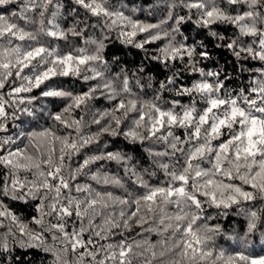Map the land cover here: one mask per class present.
<instances>
[{
    "label": "snow or ice",
    "instance_id": "1",
    "mask_svg": "<svg viewBox=\"0 0 264 264\" xmlns=\"http://www.w3.org/2000/svg\"><path fill=\"white\" fill-rule=\"evenodd\" d=\"M14 3L17 0H0V6ZM33 3L34 0H25L21 11L12 12L10 17L0 14V90L15 76L22 83L7 93L10 97L40 89V97L70 101L61 112L53 113L52 119L65 128H74L77 135L73 138L69 133L61 137L51 129L32 132L25 138L41 142L40 146L33 145L39 159L27 155L26 148L6 149L4 146L14 141L11 137L0 138V150L6 153L0 154L3 170L0 172V227L4 226V220L10 222L8 231L0 236V253L10 250L11 237V243L51 254V264H154L156 261L160 264H264V256L253 257L242 250L226 254L223 249L210 247L220 228L198 223L205 219L206 206L227 215V209L242 201L252 202L257 196L264 201V70L254 75L246 88L230 89L220 79V73L196 67L195 57L209 58L207 45L203 41L182 42L186 37L180 31L183 23L192 21V10H195V24L218 40L224 41L225 37L213 30V25L235 26L238 30L235 38L224 46L238 60L264 62V0H173V6L182 5L189 15L174 17L169 11L167 18L159 23L134 20L121 10L122 3L114 4L111 0H74L75 5L92 17L101 18L98 25L91 27L100 26L102 33L119 29L117 39L123 44L146 51L147 45L166 40L163 47L158 46L160 54L151 58L168 66L172 62H184L187 57V66L199 73L201 79L190 86L177 84L179 74L173 73L160 82L151 101L142 100L132 91L125 69L112 74L110 62L104 57V41L109 39L108 35L86 41L94 46L91 50L80 47L60 51L41 43V35L67 39L70 32L73 36H83L90 25L85 20L84 28L78 31L81 23L78 21L64 31L49 19L46 27L44 12L53 0H43L38 18L27 15ZM55 6L59 9L58 0ZM52 16L55 17V13ZM17 20L35 27L29 30ZM168 21H172L170 31L162 28ZM138 34H143L139 40L136 39ZM178 35L180 41H177ZM244 37L254 39L245 43ZM113 61L119 62L115 57ZM25 69L30 74L21 75ZM69 76L88 84L87 91L74 94L52 83L58 77ZM209 77L214 79L210 81ZM135 84L140 87L139 78L135 79ZM172 90L178 97H189L190 103L173 100L169 107H163L159 103L162 93ZM100 97L113 102L111 109L94 116L91 123L100 127L95 133L84 135L83 118L71 119L70 113ZM25 99L31 104L39 97H21L15 103L23 104ZM8 104L4 94H0V131L8 130ZM23 111L29 116L33 114L27 108ZM12 118H17L15 112ZM180 130L182 133L178 134ZM105 134L122 135L133 144L142 145L146 141L162 144L163 150L150 146L146 151L152 157L169 158L171 163L153 161L165 179L150 183L145 176L152 177L156 173L148 169L138 171L133 158L120 150L98 149L74 169L65 163V156L71 159L87 146L99 144ZM55 141H59L60 149L54 162L56 150L52 145ZM44 145H47V155L42 151ZM100 161L122 164L133 191L128 190L123 178L103 171V165L92 170L91 166ZM205 164L207 167L203 166ZM21 171L31 172L33 178L21 177ZM78 176L88 177L96 187L91 183H75ZM245 185L252 190H245ZM109 188L122 189L123 193L116 195ZM4 199L38 201L39 215L32 220L39 226L38 230L20 222L6 207ZM169 206H174L175 211L170 212ZM248 216L247 233L251 234L257 228L259 217L256 211H250ZM133 224L143 232L159 231L161 235L171 230L169 238L173 243L167 245L161 241L158 252L157 246L147 238L130 240L124 232H130ZM145 224L149 227L144 228ZM110 239L112 242L101 243ZM241 242L247 247V234ZM168 253L176 258L162 260Z\"/></svg>",
    "mask_w": 264,
    "mask_h": 264
},
{
    "label": "trees",
    "instance_id": "2",
    "mask_svg": "<svg viewBox=\"0 0 264 264\" xmlns=\"http://www.w3.org/2000/svg\"><path fill=\"white\" fill-rule=\"evenodd\" d=\"M25 0H17V3L0 6V14L11 16L12 12L19 13L24 7ZM43 0H34V3L30 5V11L27 13L28 16L32 18H38L39 12L42 11L40 4ZM114 4L122 3L124 7L121 9L125 12V15H130L132 19L139 20L144 23H159L161 20H165L169 11L173 13V16H185L189 15L188 9L184 8L182 5L176 3L173 6V0H111ZM57 0H53V4L48 6V9L44 12L45 26H49L47 21L53 19L56 25H59L60 29L67 31L73 25L79 24L77 30L84 28L83 21H87L88 27L83 36H73L70 32L68 33L67 39H57L47 36H40L41 43L45 46L54 47L60 51L74 50L80 47H87L91 50L94 46L91 44H86L88 40H100L104 35H108L109 39L105 40L106 48L104 50V57L110 62L112 74L115 75L120 72L123 68L128 72L132 91L137 93L142 100H153L157 91L159 90L160 82L166 81L167 77L172 76L173 73H178L177 84L184 86H190L193 82L201 79L198 72H192L187 66V57H185L184 62H172L168 66L163 63L152 59V56L159 55L158 46L163 47L166 40L158 41L155 44L147 45L146 50L136 48L132 45H126L121 42V39H117V34L119 29L105 30L103 33L100 26L91 27V25H98V21L101 18L92 17L84 9L75 5L74 0H58L60 5L59 9L56 8ZM55 13V17L52 14ZM15 19V18H13ZM195 10H192V21L183 23L180 26V31L186 39L182 42L186 44H194L203 41L207 45V51L209 53L208 59H203L200 57H195L196 67L203 68L205 72L215 71L220 73V79L224 80L226 87L234 90H238L242 87H247L250 79L254 75H259V71L264 70V62L256 60L240 61L238 60L232 52L224 46V44L232 38H235L234 33L238 32L234 25H213V30L217 31L219 34L225 37L224 41L218 40L214 37L209 36L207 29H201L195 24ZM20 26L26 27L31 30L34 25H26L23 21H16ZM172 21H168L167 24L163 25V29H168ZM138 34L137 40L141 38ZM180 36H177V41H180ZM252 37H244L242 41L245 43H250ZM199 51V49H197ZM118 58V63L113 61V58ZM245 70H241V69ZM140 69H143L141 72ZM24 74H30L28 69H25ZM227 76V79H225ZM139 78L140 87L136 86L135 79ZM210 81L214 78L209 77ZM22 80L18 77H10L9 84H6L5 88L0 90V94H4V98L9 101L6 105V110L9 113V118L6 121L7 131H0V138H8L14 141L5 145L4 147L8 150L15 151L17 148L27 149L26 154L32 155L33 157L39 159L40 155L37 153L33 145L40 146L41 142L39 140H32L25 137H29L32 132H40L45 129H51L57 136H67L71 133L74 138L77 134L73 129L65 128L63 125L59 124L57 121L52 119L53 113H59L63 110L66 101L61 98H43L40 97V89H34L31 93H20L19 96L13 94V96H8L7 93L12 91V88L20 86ZM52 83H55L59 87L70 90L74 94L82 93L87 91L88 84L84 83L82 80L75 77H58ZM89 83L94 84L95 81H90ZM117 83H119L117 81ZM43 87V86H42ZM171 87V86H170ZM99 95V94H98ZM29 96H36L39 99L33 101L31 104L25 102L23 104H16L15 101L21 97L27 98ZM173 100H179L182 104L190 103V98L187 96L178 97L176 96L175 90L164 91L161 95L159 103L163 107H169ZM111 101L100 97L98 99L90 100L87 102V106L82 105L80 108H74L70 113L71 119H81L83 118L85 126L82 128V134L88 135L95 133L99 125L92 124L91 120L94 116L102 113L105 110H110L112 106ZM202 107V105H198ZM29 109L33 114L29 116L23 109ZM15 112L17 118H12V113ZM68 116L69 114H65ZM101 123H104L102 121ZM115 127V125H113ZM123 128V125H122ZM182 130L178 132L181 134ZM19 134V138H18ZM106 145V146H105ZM153 147L155 150H163L162 144L153 145L151 141H146L144 144H133L132 142L125 139L122 135L118 137H110L107 134L100 138L99 144H92L82 149L77 155H74L69 159L65 156V163L70 165L71 168H76L82 162V160L88 155H92L100 151H116L120 150L128 155L132 159V163L136 166L138 171H143L148 169L149 172H155L156 175L152 177L145 176L150 183L156 184L157 182L164 180V173L158 166H156L153 161H162L165 163H171L169 158L164 157H152L149 156L146 149L148 147ZM52 147L55 148L53 153V161L55 162L56 156L59 154L60 143L55 141ZM44 155H47V145L42 147ZM0 154H6L0 150ZM182 162V161H181ZM103 165V171L109 174L117 175L123 178L126 187L129 191H133V185L131 180L125 176L123 171V165L118 164L115 161H100L97 164L92 165V170L99 168ZM207 167V165H203ZM3 170L0 169V172ZM67 171V169H65ZM21 177L27 176L28 179H32L31 172L21 171ZM225 182H228L227 180ZM239 184V181H233ZM75 183H91L96 187L95 182L88 179L86 176H78ZM245 190L251 191L252 189L245 185ZM114 194L121 195L123 193L122 189H111ZM138 191V189H137ZM4 204L6 207L15 214L19 221L25 223L29 228L33 230H38L39 226L32 223L33 217H38L39 213L37 211L38 201L35 200H11L4 199ZM169 211L174 212V206H169ZM250 211H256L259 219L257 220L256 230L248 234L247 227L249 222L248 213ZM205 219L198 223H205L208 227L219 226L220 233L216 234L213 241L210 242V247L216 250L223 249L226 254H234L235 251L242 250L245 254L260 257L264 256V201H261L259 196L252 202H241L240 204L233 205L231 208L227 209V215L222 214L221 210L214 207H205L203 213ZM10 222L4 220V226L0 227V236L8 231ZM149 227V224H145L144 228ZM16 231V228H13ZM140 233V235H137ZM247 234V247L242 244V238ZM124 235L130 240H141L147 238L151 244L157 246V251L161 249V241H165L167 245H171L173 240L169 237L171 236V230L168 233L161 235L159 231L156 232H143L142 229L133 224L131 231H125ZM178 236V234H177ZM87 234H85V239H87ZM115 239H119L116 237ZM12 238L9 237V248L7 252L0 253V264H51L52 255L43 252L39 248L35 247H22L19 244L11 243ZM51 243V239L48 240ZM112 242L101 241V243ZM179 251V249H176ZM169 257L176 258L172 253H168L162 260H167ZM154 264H160L159 261L154 262ZM205 264V262H201Z\"/></svg>",
    "mask_w": 264,
    "mask_h": 264
}]
</instances>
